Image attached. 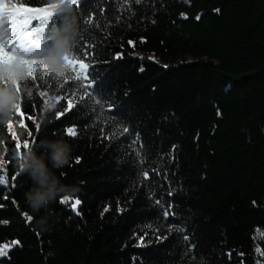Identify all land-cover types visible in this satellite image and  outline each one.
Returning <instances> with one entry per match:
<instances>
[{
  "label": "trees",
  "instance_id": "1",
  "mask_svg": "<svg viewBox=\"0 0 264 264\" xmlns=\"http://www.w3.org/2000/svg\"><path fill=\"white\" fill-rule=\"evenodd\" d=\"M67 23L87 93L66 59L42 80L47 58L17 53L25 78H0L20 95L0 122V264H264V0H83L46 26L53 43ZM46 140L72 146L52 170L74 191L35 212L17 154Z\"/></svg>",
  "mask_w": 264,
  "mask_h": 264
},
{
  "label": "clouds",
  "instance_id": "2",
  "mask_svg": "<svg viewBox=\"0 0 264 264\" xmlns=\"http://www.w3.org/2000/svg\"><path fill=\"white\" fill-rule=\"evenodd\" d=\"M72 23H67L62 30L57 31V45L52 54L47 57L46 63L53 73H64L66 70L65 54L70 53L73 38L62 35V32L72 30ZM27 68L19 60L9 64L0 65V78L12 76L21 80L25 78ZM20 95L12 88L0 86V122L6 123L15 113V105L19 101ZM49 108L55 107L50 104ZM41 147L44 151L38 154V150L29 147L22 154H17V164L23 173L30 176L33 181V188L26 193V198L35 212L41 208H46L58 197L64 198L70 195L74 189L61 183L52 169H62L72 158L73 148L64 140L42 141ZM49 161L51 168L49 167ZM41 224L45 220L40 221Z\"/></svg>",
  "mask_w": 264,
  "mask_h": 264
},
{
  "label": "snow or ice",
  "instance_id": "3",
  "mask_svg": "<svg viewBox=\"0 0 264 264\" xmlns=\"http://www.w3.org/2000/svg\"><path fill=\"white\" fill-rule=\"evenodd\" d=\"M137 3L140 2V0H136ZM83 3V0H69L70 6H76L80 7V5ZM5 11L8 12L7 16H4L3 19L6 23V31L5 35L3 37H0V64H9L14 59L17 53L23 54L25 57V63L27 64L29 59L31 58V54L36 50L38 47L42 46L44 43H46L50 37L47 35L46 26L50 23L53 24L56 19L59 18L61 9L56 6H51V9L47 8H32V7H24L23 4H13L11 8H8L6 5L2 3V0H0V13H4ZM82 15V22L87 24L90 22V16L89 17H83ZM91 15V14H90ZM199 18V17H198ZM36 20L38 23L36 25H32V21ZM11 37V38H9ZM131 43V42H129ZM81 52L84 60H87L90 56L89 51V45L84 44L81 45ZM65 59L68 64V69L74 73L72 80L74 81V87L75 88H83L85 93H87L88 88L92 87V81L88 80V65L84 63L79 57H73V56H65ZM34 65V64H33ZM33 65L30 66V75L31 79L33 81L36 80V68L33 67ZM51 75L53 79H55V74L50 70V68L47 65H44L41 62L40 67V77L42 80L45 79V77ZM88 80V84L85 85V81ZM5 87L9 86V84H12L13 81L10 79H3L0 80ZM46 82V81H45ZM15 88L19 90V82H15ZM91 98V96H89ZM81 100L84 99L83 96L80 97ZM98 103L99 101H94ZM72 101L68 100L67 102V108L68 110L71 109ZM17 112H19V105L17 106ZM65 114L63 111L59 113L58 115ZM10 126V124H9ZM38 128L39 125H36ZM124 132H127V128H124ZM66 134L75 136L76 132L74 128H67ZM34 142V138H33ZM25 149L29 148L28 143H25L24 145ZM19 147V145H18ZM143 145H141V148ZM79 162V160H77ZM6 173L4 176H0V184H6ZM15 179V177H14ZM70 197L66 196L61 199V203H66ZM255 203V202H254ZM80 201L77 199L75 200L74 204H72L73 209L76 208V205H79ZM26 215V214H25ZM167 215V213H165ZM31 217H28V221H31ZM179 231H182L183 229H178ZM187 239V237H185ZM14 245L18 244L19 242H13ZM9 245L5 244L3 245V248L7 249ZM0 255H5L3 251H0ZM264 255V253H262Z\"/></svg>",
  "mask_w": 264,
  "mask_h": 264
},
{
  "label": "rangeland",
  "instance_id": "4",
  "mask_svg": "<svg viewBox=\"0 0 264 264\" xmlns=\"http://www.w3.org/2000/svg\"><path fill=\"white\" fill-rule=\"evenodd\" d=\"M2 3L4 4V5H6L8 8H11L12 7V5H13V3H12V1L11 0H2ZM60 5L61 4V2L60 3H57V4H53V6H56V7H58L57 5ZM52 6V5H51ZM47 9H51V7H46ZM8 15V12L7 11H5L4 13H0V24L1 23H4L5 21H4V19H3V17L4 16H7ZM36 22V20H33L32 21V24H34ZM4 250H5V248H3V245H1L0 246V251H3L4 252Z\"/></svg>",
  "mask_w": 264,
  "mask_h": 264
}]
</instances>
